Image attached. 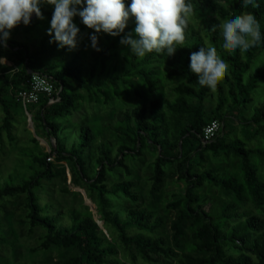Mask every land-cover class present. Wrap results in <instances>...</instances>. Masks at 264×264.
Returning <instances> with one entry per match:
<instances>
[{
	"label": "trees",
	"instance_id": "obj_1",
	"mask_svg": "<svg viewBox=\"0 0 264 264\" xmlns=\"http://www.w3.org/2000/svg\"><path fill=\"white\" fill-rule=\"evenodd\" d=\"M191 2L194 12L189 18L186 40L177 45L178 50L171 57L152 53L138 59L121 45L122 36L107 34L103 40L97 34L101 51L93 50L91 59L78 45L68 49L50 43L47 34L34 49L27 42L12 39L6 48L0 47V57L22 63L18 72L0 65V142L5 139L11 147L16 144L13 110L23 111L17 96L26 90L27 79L36 74L47 77L60 90L58 103L48 106L47 97L42 96L37 104L24 108L26 112L31 108L43 133L54 140L49 153L33 158L44 170L32 171L21 185L0 186V201L25 196L30 230L44 229L40 245L43 250L55 246L68 252L62 264H264V179L259 171L264 168V96L257 101L253 94L259 95L256 89L264 86V46L245 53L230 52L222 47L219 30L212 31L218 17L250 12L264 33V0H255L254 5L247 7L242 0ZM53 10L41 5L43 19L33 14L29 26H19L30 33L46 22L50 24ZM75 21L80 22L79 17ZM134 27V20H130L123 35ZM15 30L17 27L12 33ZM86 33L90 44L94 30L87 28ZM200 47H215L229 64L215 89L201 87L190 72V55ZM55 56L65 58L59 66L51 61ZM160 77L177 80L172 88L174 98L161 94ZM131 78L143 81L151 100L147 102L133 85L144 103L120 109L115 123L106 126L115 144L104 141L99 123L83 124L77 133L79 142L74 141L71 154L67 155L73 167L72 184L83 189L95 204L103 229L92 213L85 215L74 209L69 211V224H59V220H64L62 212L55 214L48 210L49 204L38 203L34 191L41 188V180L51 175L52 165L47 163L50 156L57 163L67 160V146L58 139V121L80 107L72 84L80 85L89 94L99 93L108 104L111 98L104 86L113 85L116 80L132 85ZM212 121H220L222 128L210 142L203 143V129ZM227 122L231 124L229 132H225ZM86 148L99 155V170L94 176H87L81 166L82 150ZM146 154L152 158V174L147 179L150 199L159 198L169 168L185 183L184 192L176 194L175 201L169 203L170 210L176 211L171 234L154 205H140V189L131 179L134 169L128 163H137ZM254 155L257 159L251 161ZM209 158L230 166L236 163V169L230 172L221 165L208 166ZM117 169L130 179L116 182L111 188L107 183ZM8 179L13 177L9 175ZM204 188L208 193L217 190L227 199L217 196L209 202L196 193ZM120 193L126 200L113 205L108 195L120 198ZM230 197L234 201H229ZM208 203L209 209L205 210ZM123 209L126 212L122 213Z\"/></svg>",
	"mask_w": 264,
	"mask_h": 264
},
{
	"label": "rangeland",
	"instance_id": "obj_2",
	"mask_svg": "<svg viewBox=\"0 0 264 264\" xmlns=\"http://www.w3.org/2000/svg\"><path fill=\"white\" fill-rule=\"evenodd\" d=\"M46 6L53 8L51 5ZM74 23H76L81 30V39L77 45L85 54V57L89 59L94 52L87 40V33L85 34L87 28H85V25L81 22H76L74 20ZM49 27L50 24L46 22L43 26H39L34 31L27 33L24 31V27L17 26V30L11 33L10 39L19 43L27 42L29 47L34 49L38 45L40 38L47 34ZM105 35V33H100V38L103 40ZM67 54L68 53H63L62 55L67 56ZM55 58L56 59L51 61L55 63L56 66H59L65 59L61 56H55ZM115 63L116 61L113 62V64ZM3 65L12 68L14 72H18L21 70L22 63L17 61V59H12L6 61ZM159 82L162 87L161 94L167 99L174 98L172 88L176 85L177 80L174 82V80H167L160 77ZM131 84L132 85L123 84L120 80H116L113 85H105L104 87L107 89L108 96L111 98L108 104L104 103V99L99 93L93 92L89 94L80 85L72 84L76 94L79 95L78 103L80 107L70 116L58 121L61 123L58 139L63 145L65 144L67 146V160L66 162L57 163L55 158L50 156L51 160L47 159V163L52 165L51 175L41 180V188L34 191L38 203L43 204V206L46 203L49 204L48 210L52 209V212L55 214L57 211L62 212L64 220H59V224L68 225V221H70L69 211L70 209H74L85 215L92 213L93 218L103 227V223H101V219L96 211L95 204L87 198L83 189L76 188L72 184L73 177L72 175H68L67 172L68 170H73V167L71 165V157L67 155L71 154L74 141L77 140V142H79L77 133L79 132V126L83 124L99 123L102 128L101 131L104 141L112 145L115 144L116 140L106 126L115 123L117 120L116 114L120 109L134 107L144 103L133 90V85H135L136 91L138 90L137 92H139L147 102L151 100L147 86L141 79L131 78ZM256 90L257 92L259 90V95L253 94L258 101V97L263 98L264 96V86L259 85ZM257 101H255V103ZM255 103L253 105H255ZM23 111H20L19 108L13 110L15 113L14 135L17 138L15 146H9L5 139H3V142H0V186L5 184L21 185L25 180L31 177L32 171L42 172L44 169L39 166L38 163H35L33 158H43L46 153H49L50 144L54 145V140H49L47 135L43 133V128L38 123L36 115L31 108L28 107L27 115L25 111ZM1 118L2 113L0 111V123ZM230 125L229 122L226 123L225 132H229ZM104 147L106 148L107 146L104 145ZM249 147L252 148V146ZM82 152L81 166L83 172L87 176H94L97 170H99L97 162L99 155L97 152H91L89 148L83 149ZM254 159H257V157L255 155L253 157L251 156V161ZM151 161L152 158L150 155L146 154L144 159L140 158L137 163H128V166L134 169V175L131 176V179L138 184L140 189L142 200V202L140 201V205L148 207L154 205L159 215L165 219L167 231L170 233V226L175 220L176 211L170 210L171 206L169 203L175 201L174 196L176 194L184 192L185 183L180 182L174 173V169L169 168L166 170L165 185L159 198L157 200L150 199L148 196L149 185L147 179L152 174L149 165ZM207 165H221L223 169L230 172L236 169V163L230 166L228 162H216L212 158L208 159ZM259 171L264 179V168L261 167ZM120 173L122 172L117 169L116 175H114L111 180L109 179L107 183L109 187L112 188V184L116 182L130 179L126 177L124 173ZM9 175L13 177V179H8ZM196 193L203 195L204 199H208L209 202H211L212 198L217 196L225 200L227 199L223 195L218 194L217 190H212L208 193L207 189L204 188ZM120 195V198L110 197V195H108L113 205H117L119 201L123 202L126 200L121 193ZM229 201H234V198L230 197ZM25 204L26 198L23 195L15 196L10 199H2L0 201V221L2 223L0 228V264H62L68 252L63 248L55 246H52L48 250L40 248L42 236L45 234V231L40 227L30 230L29 222L26 218ZM209 204L210 203L204 207L205 210L209 209ZM123 210V212L122 210H120V212H126L125 209Z\"/></svg>",
	"mask_w": 264,
	"mask_h": 264
},
{
	"label": "clouds",
	"instance_id": "obj_3",
	"mask_svg": "<svg viewBox=\"0 0 264 264\" xmlns=\"http://www.w3.org/2000/svg\"><path fill=\"white\" fill-rule=\"evenodd\" d=\"M242 4L254 5L255 0H242ZM41 5L54 8L47 30L50 43L75 49L81 39L80 27L74 23L79 17L83 25L94 30L89 37L94 51H101L97 34L122 36L121 45L138 59L152 53L173 56L177 45L186 40L189 18L194 12L191 0H0V47H7L17 26H29L33 14L37 19L44 18ZM130 20H134V30L123 35ZM217 20L212 31L219 30L224 49L245 53L253 47L264 46V33L252 13L232 14ZM0 61V65L6 62L2 57ZM189 68L201 87L215 89L228 72L229 64L215 47H200L191 53Z\"/></svg>",
	"mask_w": 264,
	"mask_h": 264
},
{
	"label": "built area",
	"instance_id": "obj_4",
	"mask_svg": "<svg viewBox=\"0 0 264 264\" xmlns=\"http://www.w3.org/2000/svg\"><path fill=\"white\" fill-rule=\"evenodd\" d=\"M26 90L18 93V98L24 108L35 105L39 102L40 97L45 96L48 99V106L54 105L60 101V90L56 89L51 80L40 75H32L26 80ZM26 112V110H25ZM27 113V112H26ZM222 128L220 121H212L202 132L203 143L210 142ZM51 160V158H48Z\"/></svg>",
	"mask_w": 264,
	"mask_h": 264
},
{
	"label": "water",
	"instance_id": "obj_5",
	"mask_svg": "<svg viewBox=\"0 0 264 264\" xmlns=\"http://www.w3.org/2000/svg\"><path fill=\"white\" fill-rule=\"evenodd\" d=\"M95 222L97 223V225L99 226L100 229H103V227H101L96 220H95ZM103 232H104L105 235H107L105 230H103Z\"/></svg>",
	"mask_w": 264,
	"mask_h": 264
},
{
	"label": "crops",
	"instance_id": "obj_6",
	"mask_svg": "<svg viewBox=\"0 0 264 264\" xmlns=\"http://www.w3.org/2000/svg\"><path fill=\"white\" fill-rule=\"evenodd\" d=\"M25 113H26V112H25ZM26 115H27V113H26ZM31 119H32V117H31ZM67 173H68V175H70V176H71V173H70V171H69V170H68V172H67Z\"/></svg>",
	"mask_w": 264,
	"mask_h": 264
}]
</instances>
